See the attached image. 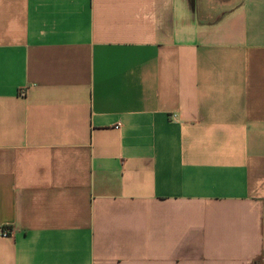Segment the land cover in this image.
Masks as SVG:
<instances>
[{"label": "crops", "instance_id": "crops-1", "mask_svg": "<svg viewBox=\"0 0 264 264\" xmlns=\"http://www.w3.org/2000/svg\"><path fill=\"white\" fill-rule=\"evenodd\" d=\"M0 264H264V0H0Z\"/></svg>", "mask_w": 264, "mask_h": 264}, {"label": "built area", "instance_id": "built-area-1", "mask_svg": "<svg viewBox=\"0 0 264 264\" xmlns=\"http://www.w3.org/2000/svg\"><path fill=\"white\" fill-rule=\"evenodd\" d=\"M22 94H24V92H22ZM174 117H175L174 115H171V116H170L171 119H174ZM119 126H120V125H117L116 128L119 127ZM6 233H9V232L6 231Z\"/></svg>", "mask_w": 264, "mask_h": 264}]
</instances>
